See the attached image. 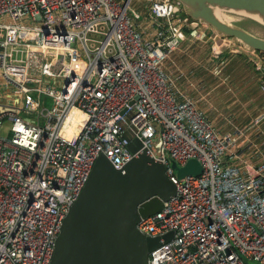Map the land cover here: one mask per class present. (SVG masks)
<instances>
[{"label": "built area", "instance_id": "obj_1", "mask_svg": "<svg viewBox=\"0 0 264 264\" xmlns=\"http://www.w3.org/2000/svg\"><path fill=\"white\" fill-rule=\"evenodd\" d=\"M132 1L0 0V264H50L99 155L118 170L136 155L125 131L176 188L137 225L173 233L149 264H264V113L216 129L166 68L186 31H213L176 0ZM192 159L200 175L178 178Z\"/></svg>", "mask_w": 264, "mask_h": 264}, {"label": "water", "instance_id": "obj_2", "mask_svg": "<svg viewBox=\"0 0 264 264\" xmlns=\"http://www.w3.org/2000/svg\"><path fill=\"white\" fill-rule=\"evenodd\" d=\"M191 19L211 28L214 37L228 39L214 53L235 51L258 68L264 66V38L218 19L215 12L239 15L264 26V0H176ZM128 149L136 154L121 169L99 155L88 179L62 221L50 264H149V255L173 233L144 236L137 229L141 219L158 212L176 196V188L164 166L147 154L133 134L124 132ZM140 150V152H138ZM138 152V153H137ZM178 178L198 176L202 168L195 159L178 168Z\"/></svg>", "mask_w": 264, "mask_h": 264}, {"label": "crops", "instance_id": "obj_3", "mask_svg": "<svg viewBox=\"0 0 264 264\" xmlns=\"http://www.w3.org/2000/svg\"><path fill=\"white\" fill-rule=\"evenodd\" d=\"M133 8L138 9L137 4ZM205 34L195 40L191 31H186L182 46L166 63V68L175 76L181 74L180 88L198 97L199 108L212 125L222 134H228L232 125L248 127L264 113L260 85L264 69L233 50L214 53L216 37L209 40ZM189 83L201 84L200 91L194 92ZM261 129L264 132V123Z\"/></svg>", "mask_w": 264, "mask_h": 264}, {"label": "rangeland", "instance_id": "obj_4", "mask_svg": "<svg viewBox=\"0 0 264 264\" xmlns=\"http://www.w3.org/2000/svg\"><path fill=\"white\" fill-rule=\"evenodd\" d=\"M136 4H137V0H133L131 3V6L135 7ZM229 15L233 16L236 19V21L232 22L233 25H237L240 28H242V29H244V30L256 35V36L264 37V26L254 22L253 20L248 19L246 17H242V16L234 15V14H229ZM2 83H3V81H2ZM9 89H10L9 87L4 89V86H1L0 87V97L3 95L4 92L10 93ZM5 130H6V126L4 125L3 132H2L3 136L6 135ZM252 264H254V263H252Z\"/></svg>", "mask_w": 264, "mask_h": 264}, {"label": "bare ground", "instance_id": "obj_5", "mask_svg": "<svg viewBox=\"0 0 264 264\" xmlns=\"http://www.w3.org/2000/svg\"><path fill=\"white\" fill-rule=\"evenodd\" d=\"M215 14L218 17V19H220L221 21H223L225 23H232V22L236 21V19L233 16H230L227 13L216 11ZM262 38H264V37H262Z\"/></svg>", "mask_w": 264, "mask_h": 264}, {"label": "trees", "instance_id": "obj_6", "mask_svg": "<svg viewBox=\"0 0 264 264\" xmlns=\"http://www.w3.org/2000/svg\"><path fill=\"white\" fill-rule=\"evenodd\" d=\"M259 55H260L261 60L264 61V53H259ZM262 69H264V66L262 67Z\"/></svg>", "mask_w": 264, "mask_h": 264}]
</instances>
